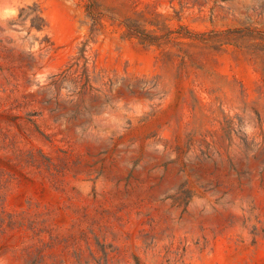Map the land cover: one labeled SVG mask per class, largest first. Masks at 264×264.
I'll return each mask as SVG.
<instances>
[{
  "label": "rangeland",
  "instance_id": "374dc122",
  "mask_svg": "<svg viewBox=\"0 0 264 264\" xmlns=\"http://www.w3.org/2000/svg\"><path fill=\"white\" fill-rule=\"evenodd\" d=\"M0 264H264V0H0Z\"/></svg>",
  "mask_w": 264,
  "mask_h": 264
}]
</instances>
